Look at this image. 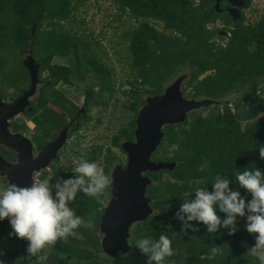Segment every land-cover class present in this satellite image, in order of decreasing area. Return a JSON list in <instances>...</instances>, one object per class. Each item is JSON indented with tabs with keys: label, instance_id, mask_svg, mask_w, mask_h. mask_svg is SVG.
<instances>
[{
	"label": "trees",
	"instance_id": "16d2710c",
	"mask_svg": "<svg viewBox=\"0 0 264 264\" xmlns=\"http://www.w3.org/2000/svg\"><path fill=\"white\" fill-rule=\"evenodd\" d=\"M113 1L140 21L128 33L134 77L127 81L130 89L123 91L132 99L134 116L130 125L113 137L116 147L124 151L123 142L134 140L135 122L146 98L162 94L184 69L190 72L185 89L188 98L219 101L205 114L203 107L189 113L184 123L164 127L165 138L156 158L178 164L175 170L149 173L161 181V186L153 185L150 195L161 207L162 216L139 223L134 231L136 239L147 236L157 240L161 234L172 239L173 255L166 257V264H261L259 257L242 245L244 241L255 244L245 225L247 210L244 216H237V230L232 235L225 227L210 233L197 221L189 223L198 230H182L176 214L185 202V193H191L187 197L191 200L197 188L213 191L217 175L228 178L229 188L239 191L247 203L251 193L239 186L236 173L257 168L264 172V159L259 154V147L264 146V87L258 88L259 81H264V14L257 23H246L243 9L252 0H246L238 21L228 12L227 1L221 4V12L214 0ZM76 8L74 0H0L1 96L14 99L30 88V72L23 63L28 50L41 64V82H49L43 87L41 106L26 112L37 123L40 147L53 138L55 130L67 126L69 116L79 115V106L56 88L61 82L72 84L73 78L85 80L88 74H95L98 84H90L85 94L89 112L96 104L107 105L106 93L107 98L116 93L113 70L97 58L93 43L62 26ZM219 19L227 25L226 35L211 27ZM57 58H66L69 64L56 62ZM45 73L48 77L43 80ZM5 87L13 88L11 97H7ZM238 94L244 97L243 102L231 99L239 98ZM11 125L21 132L28 128L25 122L14 120ZM103 148L99 145L95 149L102 153ZM109 151V161H115ZM217 215L221 220L226 218L218 207ZM212 247L222 249L221 253L201 260ZM142 256L147 262V254Z\"/></svg>",
	"mask_w": 264,
	"mask_h": 264
},
{
	"label": "clouds",
	"instance_id": "9594fccd",
	"mask_svg": "<svg viewBox=\"0 0 264 264\" xmlns=\"http://www.w3.org/2000/svg\"><path fill=\"white\" fill-rule=\"evenodd\" d=\"M259 154L264 159V146L259 147ZM73 172L75 175L72 178L55 185V198L46 180L31 187L9 184L0 191V221L9 218L12 229L9 237L15 235L17 238L26 239L29 242L26 251L36 256V264L47 261L50 246L55 245L58 240H67L70 236L82 239L78 229L91 230L94 227L91 218L78 215L69 206L77 193L82 192L103 204L104 201L99 197L112 184L111 176L105 173L103 167L83 157L76 163ZM235 179L241 188L251 193L252 199L247 203L239 191L229 188L228 178L217 175L213 182V191L197 188L195 198L191 200L187 199L191 193H185V202L176 217L182 222V230H198L189 223L197 221L206 225L210 233L217 231L218 227H225L230 228L228 234L232 235L237 230V216H244L247 210V231L257 234L253 250H264V172L258 168L254 171L245 169L238 171ZM217 207L226 214L225 219L221 220L217 215ZM136 246L143 254H147V264H166V257L173 255L172 239L164 234L157 240L147 236L138 238ZM42 249L43 254L37 255ZM221 251L220 248L212 247L200 259H212ZM3 255L5 252L0 248V257ZM259 259L264 264V252ZM2 262L0 260V264Z\"/></svg>",
	"mask_w": 264,
	"mask_h": 264
},
{
	"label": "water",
	"instance_id": "95a60500",
	"mask_svg": "<svg viewBox=\"0 0 264 264\" xmlns=\"http://www.w3.org/2000/svg\"><path fill=\"white\" fill-rule=\"evenodd\" d=\"M225 1L230 4L228 12L233 19L240 20L241 8L246 5V0H214L217 11H222L221 4ZM220 34L226 35L227 31H221ZM23 63L30 72V88L10 102H6L0 94V143L16 149L19 153L17 164L5 160L0 155V173L8 177L10 184L31 187L34 171L48 167L52 160L58 158L59 151L67 141L69 126L37 157H34V145L26 134L13 131L12 120L32 110L31 99L36 95L40 84L41 64L30 50L26 52ZM187 79L188 74H181L162 94L148 96L136 120L135 141L126 140L122 144L128 154V163L126 167L115 166L111 187L118 198L111 203L102 221L105 237L103 248L107 252L117 251L123 245L126 247L134 223L147 219L151 214L150 199L146 192L152 180L145 177L144 173L175 170L177 167L176 161L152 160V155L157 152L165 138L164 127L184 123L189 113L219 103L211 98H188L182 88ZM81 110L84 111V108ZM129 248L128 245L126 251H129Z\"/></svg>",
	"mask_w": 264,
	"mask_h": 264
},
{
	"label": "rangeland",
	"instance_id": "374dc122",
	"mask_svg": "<svg viewBox=\"0 0 264 264\" xmlns=\"http://www.w3.org/2000/svg\"><path fill=\"white\" fill-rule=\"evenodd\" d=\"M74 2L77 8L72 18L63 21L62 26L66 31L77 34L93 43L94 53L97 58L113 70V77L116 80L117 87L116 93L112 97L107 98V93L105 94L107 105L99 103L91 108V111L87 114L89 117L83 129L74 132L69 140L72 144L81 142L80 146L84 149L81 147L79 150L84 155L87 152V148L102 145L104 151L98 154L100 159L97 161L101 167L104 165L102 159L105 158L106 148H111L113 151V157H115L114 166L125 165L128 159L127 153L125 154L123 150L113 144V137L121 129L128 127L134 116V111L130 108L132 99L124 95L123 91L130 89L127 81L132 80L134 77V73L131 70L132 55L129 49L130 37L128 33L134 30L140 24V21L130 13H124L113 0H74ZM243 11L246 23H257L264 14V0H252L251 5L248 8H244ZM156 25L160 29L163 28L162 24L156 23ZM211 27L226 31L227 25L219 19L214 24H211ZM217 40L225 42L219 38ZM55 61L65 65L69 64L66 58H57ZM185 73L190 75L188 69H184L181 74ZM44 76L47 77L48 73H45ZM188 80L184 82L182 87L185 95ZM259 82L258 88L261 89L264 87V81L260 80ZM90 84H98L93 72L90 75L88 74L85 80L73 78L72 84L61 82L59 89L63 90L72 101L82 108L86 89ZM96 89H98V86H96ZM4 90L7 92V97L12 96L13 88L5 87ZM3 99L6 100V97ZM231 99L243 102L244 97L240 95L239 98L234 97ZM233 100L229 102H233ZM210 108L211 106L205 107L203 113H207L211 110ZM233 108L235 107L233 106ZM24 119L26 120V117L22 115L17 117L18 121H23ZM26 124L28 126L26 132L30 136L33 129L28 123ZM71 146L73 148V145ZM72 148L67 145L65 150L60 152L61 156L68 155L71 157L74 154ZM82 157V154H77L76 156L77 159ZM247 223L248 221L245 223L246 227ZM253 235L255 237L257 234L253 233ZM242 245L251 255L260 257L262 252H264V250L259 249L253 250L254 244L246 241L242 242Z\"/></svg>",
	"mask_w": 264,
	"mask_h": 264
},
{
	"label": "flooded vegetation",
	"instance_id": "af4514ba",
	"mask_svg": "<svg viewBox=\"0 0 264 264\" xmlns=\"http://www.w3.org/2000/svg\"><path fill=\"white\" fill-rule=\"evenodd\" d=\"M242 9L243 8H241V11ZM47 77L44 76L42 78L44 80ZM48 83L49 82H41L40 80V84L42 85L39 84L40 86L38 87V91L36 95L31 99L32 110L27 112L34 111V106H41L40 100L43 93V87H45ZM56 88L59 89V85H57ZM97 90H99V87ZM14 99H8L5 101L10 102ZM49 104L53 105L52 102H50ZM85 104L87 105L86 100L83 102V106H82L84 108V111H82L81 110L82 108L79 106V115L76 118L73 116H69L66 119L67 126H69V134L64 147L59 151V153L64 151L67 145L70 148H72L71 145H73L72 151L74 152V154L71 157H69L68 155L62 157L60 153L58 155V158L52 160L48 165V167L43 168L40 171H34L33 174L32 183L35 184L46 180L48 182V185L51 189L54 198L56 193L55 185L57 183H61L63 180L72 178L75 175L73 169L76 163L81 159V158L78 159L76 158L77 154L78 155L82 154L83 158L89 159L90 161L97 162L100 159L98 157L99 153H97V150L95 149L98 146L87 148V152L84 155V153H82V151L79 150L82 147L80 146L82 143L76 142L72 144V142H70L69 140L71 135H73L74 132H78L81 129H83L85 122H87V119L89 117V115L87 116V114L89 110L87 109V106ZM21 115L23 117H26V120L24 119L23 121H18L17 120L18 116L13 120L20 123L23 122L28 123L29 126L32 127L33 129L32 134L28 136L26 131L24 132L16 131L14 130L13 126L12 129L14 132L17 133L20 132L26 134V136L32 141L34 145V157H37L39 153L51 141L55 140L60 135L61 131L67 127V126L64 127L60 131L55 130L53 132V138L50 141H48L45 145L40 147L36 142L37 134H39V131L37 129L38 127L37 123L31 118H29L28 115H26V112L20 114L19 116ZM75 126H78L79 129L75 130ZM135 129H136V122H135ZM134 135H135V131H134ZM132 141H135V138ZM109 149L111 148L105 149L106 150L105 158L102 159L104 164L103 169L106 174L111 176L113 182V177H114L113 171L115 169L114 166L115 161L112 162L109 161L107 157L108 152H110ZM124 153L126 154L125 151ZM0 155L3 158H5V160L14 164H17L19 161L18 151L16 149L7 147L1 143H0ZM154 156L155 154L152 155V160L159 161V159H157ZM127 163H128V159L125 165L122 166L126 167ZM149 173L150 172L144 173L145 177H149L152 180V183H150L147 186V192H146V196L150 199V206H151V214L147 219H149L152 216L155 217L162 216L161 207L156 204V200L153 199V197L150 195V190L153 187V185L155 187L161 186V181L160 180L157 181L156 178ZM0 183H1L0 191H2L10 184L8 177L2 176L1 173H0ZM18 186L26 187L27 185H18ZM115 198L118 197L114 195L111 186L105 191L104 194H102L99 197V199L104 201L103 204L97 203V200L95 198H90L84 193L78 192L74 200L69 202V206L72 207L78 215H81L82 217L91 218L93 220L94 227L91 230L84 228L78 229V231L82 234L83 237L82 239H75L70 236L67 238V240H58L55 243V245L50 246L49 256L47 261L44 262V264H147V262H144L145 260L142 256V252L136 246L137 239L134 232L137 225L139 223H142L143 221H147V219L143 221H137L134 223V225L131 228V236L127 242L126 247H124L123 245L122 247H119L117 251L111 250V252H107L103 248L105 237L102 231V221L107 213L109 206L111 205V203L114 201ZM10 232H12L11 225L9 222V218L6 217L3 221H0V248H2L5 252V255L0 257V260H3L2 264H18V262L19 264H36V256L31 255L26 251L29 242L26 239L17 238L15 235L9 237ZM128 245L130 247L129 248L130 250L126 251ZM43 251L44 250L42 249L41 253H38L37 255L43 254ZM177 264H184V262L183 263L177 262Z\"/></svg>",
	"mask_w": 264,
	"mask_h": 264
}]
</instances>
